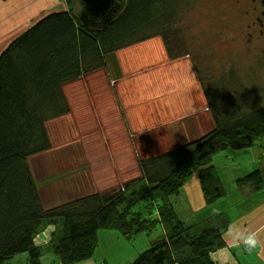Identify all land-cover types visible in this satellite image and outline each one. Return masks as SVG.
I'll list each match as a JSON object with an SVG mask.
<instances>
[{
  "label": "trees",
  "instance_id": "trees-1",
  "mask_svg": "<svg viewBox=\"0 0 264 264\" xmlns=\"http://www.w3.org/2000/svg\"><path fill=\"white\" fill-rule=\"evenodd\" d=\"M190 1L127 0L109 22L96 27L79 19L83 7L78 0H66L65 10L45 16L2 53L0 264L23 252L30 253L31 264H42L47 255L59 264L87 261L99 247L100 230L116 231L127 241L148 237L149 248L132 264H213L209 253L226 246L222 233L233 219L231 207L247 211L259 204L242 205L264 193L262 171L239 181L233 205L212 164L227 150L264 146V102L220 105L216 88L207 90L214 130L191 144L139 160L141 177L122 189L47 208L34 179L29 160L53 148L48 123L71 112L63 86L105 68L107 59L133 44L161 37L169 50ZM242 91L245 100L250 92ZM196 170H201L208 210L214 212L189 224L177 216L169 196L177 195ZM60 219L48 242L33 243L46 223L56 225Z\"/></svg>",
  "mask_w": 264,
  "mask_h": 264
},
{
  "label": "crops",
  "instance_id": "crops-1",
  "mask_svg": "<svg viewBox=\"0 0 264 264\" xmlns=\"http://www.w3.org/2000/svg\"><path fill=\"white\" fill-rule=\"evenodd\" d=\"M66 6V0H0V56L13 41L37 22L51 13L65 10ZM153 45H157L155 47L164 50L165 53L163 51L156 58L140 61L133 60L136 58L131 55L128 60L133 61L131 64H134V67L125 68L123 66L125 63L122 64L121 62V51L117 52L116 57L113 54L111 61L117 62L118 70L112 76L110 74V80L107 83L114 85L113 87L116 89L115 94L113 92V97L109 94V98L112 103L115 102L114 105L119 109L120 120L122 116L126 133L127 130L129 133H133L135 142L132 141L130 147H132L134 162L137 166V168L135 167V173H132L130 168L128 169L130 167L129 162L131 163L130 157L124 169L130 171L131 174L113 179L108 185L104 184V177H95L94 168L91 170L89 165L77 167L65 173H54L48 164H45V161H41V157L50 153L52 148L34 157L38 158L35 166L30 164L45 207L49 208L89 194L105 192L109 190L107 186L115 180H119L122 184L138 179L141 177L138 160H145L162 155L165 152H171L203 138L208 132L207 130H214V120L207 101L206 90L200 83L196 65L188 59L183 60L181 56L180 58L179 56L173 59L169 58L170 50L167 49L165 43L166 50L158 43ZM150 46L151 43H143V45L131 48L128 51L130 54L135 49L141 47H147L148 49ZM123 68L126 70L122 72ZM158 74H161L162 78ZM82 77L85 78L86 74L78 79ZM99 139L103 145L105 142L103 137ZM79 144L83 146L82 143ZM84 146L88 148L85 142ZM90 148H88L89 152L85 151V155L87 157L90 155L99 165L112 161L113 157L109 155L108 151L106 155H100L106 157L105 161H99L98 159L97 161ZM139 148L143 149L144 159H137L136 155L139 152L142 154ZM78 151L83 152L79 148L76 152ZM244 152L248 153L245 154ZM79 153L76 155H79ZM70 161L71 157L69 158ZM81 161L82 159L75 156L72 160V162H77L79 166L83 164ZM87 161H89L88 158ZM116 161L118 163L116 167L120 169L121 158L116 159ZM220 164L224 165L222 172L218 170ZM213 166L224 184L226 193L231 196V202L234 205L236 203L234 200L238 194L237 181L257 170L264 173V146L259 144L247 150H227L215 158ZM199 178L200 175L199 177L189 178L185 183L183 192L179 196L170 199L173 204L175 203L174 206L176 207L174 209L177 216L189 224L206 219L214 212L211 209L208 210L206 199L202 195ZM244 189L247 195L249 192L248 187H244ZM254 201L260 202L252 208L249 207L250 210L247 211H244L245 208L243 207L241 208L242 211L236 209L237 207H231L233 211L231 223L234 221L231 224V231L250 230L255 232L264 228V193L251 197L248 204ZM198 212L200 213L198 214ZM193 216H196L194 220H192ZM55 231L51 233V236ZM43 233H40L37 239L43 237L41 235ZM43 239L44 242L39 244L49 241L47 240L48 237ZM224 239H229V237L225 236ZM261 239L264 240V233H261ZM228 251L234 258L235 264H240L238 259L242 258V252L248 253L243 246L239 248L229 246ZM247 257L252 258V264H264V250L260 248L244 256V258ZM54 261L52 256L47 255L43 257L41 262L42 264H51L50 262ZM243 264L250 263L243 261Z\"/></svg>",
  "mask_w": 264,
  "mask_h": 264
},
{
  "label": "rangeland",
  "instance_id": "rangeland-1",
  "mask_svg": "<svg viewBox=\"0 0 264 264\" xmlns=\"http://www.w3.org/2000/svg\"><path fill=\"white\" fill-rule=\"evenodd\" d=\"M227 1L191 0L185 6L184 14L179 24L180 28L173 39L175 43L169 48V58L173 59L178 56L180 58L181 56L183 60L188 59L196 65L200 83L203 88L205 87L209 103L211 98L207 95V90L216 88L220 93L216 97L220 105L228 102L229 105L234 103L233 106H239L241 101H245L246 105L249 106L260 104L264 102V25L249 29L247 26L248 22L240 18L238 9H234L231 5H228ZM126 2L127 0H122L123 5ZM262 20L264 24V16H262ZM143 43H151L150 48L141 47L129 54V49L137 48L143 45ZM152 43H158V45L163 46L166 50L161 37H154L145 42L122 48L117 52L121 51V62L122 64L125 63L123 66L125 68L135 66L131 64L133 61L128 60L131 55L136 58L133 60L137 61L159 56L160 52L164 50L156 48L155 46L157 45L154 46ZM117 52L114 53L115 57L117 56ZM106 64L105 68L94 70L87 73L85 78L82 77L63 86L71 112L67 116L57 118L48 123V131L53 143V149L50 153L41 157V161H45V164H48L54 173H65L77 167L89 165L91 170L94 168L95 177H104V184L108 185L113 179H119L121 176H129L131 174L130 171L128 172L124 169L126 162H129V157L131 163L129 162L130 167L128 169L130 168L132 173H135V167L137 168V166L136 162H134L132 147H130V144L135 142L133 140V133H129L128 130L126 133L122 116L120 120L119 109L114 105L115 102L112 103V100L109 98V94L113 97L116 91L113 87L114 85L112 86V84L107 83L110 80V74L112 76L118 70L117 62L114 63L109 58ZM125 68H123L122 72L126 70ZM158 75L161 76V74ZM216 80L218 86L215 84ZM244 88L248 93L250 92L248 96H245L247 97L245 100L242 99V89ZM213 127L215 126L213 125ZM212 130H207L208 132L205 136L211 133ZM100 137H103L105 141L103 145L99 139ZM83 141L87 144L88 148L91 147L90 151L94 154L93 156L96 160L105 161L106 157L100 155H106L108 151L109 155L113 157L112 161L99 165L90 155L87 157L85 154L89 150L84 146ZM79 143H82L83 146ZM78 148L82 149L83 152H76ZM142 150L139 148L142 154L136 151L139 152L136 155L137 159L145 158ZM77 153L79 155H76ZM244 153L247 154L248 152ZM74 156L82 159L81 162L83 164L81 166L77 162H72ZM70 157L71 161L69 162ZM86 157L89 161H87ZM118 158H121V162L119 163L120 169L116 167L118 164L116 159L118 160ZM29 161L32 166H35L38 158L33 157ZM223 166V164H220L218 170L222 172ZM200 174L201 170H196L191 177H199ZM246 177H241L237 181V186L239 181H242ZM199 182L203 198H205L200 178ZM185 183L186 181L175 196H179L183 192ZM124 184H121L119 180H115L107 186L109 188L107 191L116 188L122 189ZM175 196H169V203L174 211L176 206H174L175 203L173 204L170 199ZM248 200H245L242 205L247 203ZM230 215L232 216L233 213ZM195 217L193 216L192 220ZM61 221L60 219L54 225L55 230L58 229L57 225ZM233 222L230 224H233ZM49 225L52 224H45L44 230L41 233L45 232L41 234L43 237L40 236L41 238L37 239L38 244L44 242L43 238L48 237L47 240L51 239L53 230L48 229ZM98 237L100 241L99 247L93 257L77 264H132L150 246L148 237L144 234L133 238L131 241H127L116 231L100 230ZM248 253L242 252L243 259H238L240 264H243V261L250 264L253 263L252 258H244ZM50 263L59 264L57 261ZM4 264H31V255L29 252L17 254L7 258Z\"/></svg>",
  "mask_w": 264,
  "mask_h": 264
},
{
  "label": "clouds",
  "instance_id": "clouds-1",
  "mask_svg": "<svg viewBox=\"0 0 264 264\" xmlns=\"http://www.w3.org/2000/svg\"><path fill=\"white\" fill-rule=\"evenodd\" d=\"M49 230H55L54 225L48 226ZM261 233H264V228L258 229L257 231H241L233 232L231 231V224L229 228L222 233V238L228 236L226 239V246L223 248L216 249L215 252L209 253V258L212 259L213 264H235V260L231 253L228 251V247L239 248L243 246L248 252H252L257 248L264 250V240L261 239ZM37 236L34 234L33 243H36ZM50 239V237H49Z\"/></svg>",
  "mask_w": 264,
  "mask_h": 264
},
{
  "label": "water",
  "instance_id": "water-1",
  "mask_svg": "<svg viewBox=\"0 0 264 264\" xmlns=\"http://www.w3.org/2000/svg\"><path fill=\"white\" fill-rule=\"evenodd\" d=\"M83 5L79 19L86 25L101 27L109 22L116 8H123L122 0H78ZM112 12V13H111Z\"/></svg>",
  "mask_w": 264,
  "mask_h": 264
},
{
  "label": "flooded vegetation",
  "instance_id": "flooded-vegetation-1",
  "mask_svg": "<svg viewBox=\"0 0 264 264\" xmlns=\"http://www.w3.org/2000/svg\"><path fill=\"white\" fill-rule=\"evenodd\" d=\"M227 4L231 5L234 9H238L240 18L248 22L247 26L249 29L264 25L262 23L264 0H228Z\"/></svg>",
  "mask_w": 264,
  "mask_h": 264
}]
</instances>
